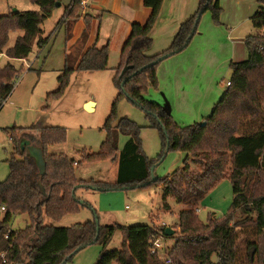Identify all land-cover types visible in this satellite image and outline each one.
Here are the masks:
<instances>
[{"label":"trees","instance_id":"trees-1","mask_svg":"<svg viewBox=\"0 0 264 264\" xmlns=\"http://www.w3.org/2000/svg\"><path fill=\"white\" fill-rule=\"evenodd\" d=\"M31 1L39 11L15 12L0 17V55L10 60L3 65V58L0 61V110L14 91L20 75L11 60L28 59L35 43L39 48L47 45L48 40L43 38L41 27L61 2ZM144 1L152 13L144 25L133 24L120 64L114 69L113 83L119 94L105 123L106 139L98 152H78L81 161L65 153H50L51 146L66 143L67 129L63 127H42L36 139L29 138L24 131L20 136L15 130L10 132L15 155L8 161V178L0 182V205L6 207V213L0 220V264H67L78 249L83 250L93 244L105 248L117 230L124 235L121 249H104L96 264H239L241 232L252 230L257 239L264 230V188L257 181L259 175L264 176V109L258 95L264 86V0H259L263 6L251 18L256 34L245 40L248 59L231 62L230 86L211 115L204 120L205 126L195 124L189 127L177 125L163 106L147 100L145 94L150 88H158V67L162 62L159 59L187 49L206 11L210 10L215 24L220 25L223 9L219 0H199L198 11L181 24L169 48L161 54L150 55L153 47L151 33L164 0ZM66 11L62 24L70 30L82 12L81 0L72 1ZM14 31H22L23 34L14 46L6 50L9 36ZM85 38L86 34L82 40ZM72 53H66L65 66L58 78V90L50 93L48 98H62L72 74L101 72L109 66L108 45L88 49L80 60ZM129 66L132 68L122 75L125 67ZM126 95L148 114L152 127L161 133L163 150L158 160L149 159L141 146L139 136L142 127L118 114V104L122 99H128ZM163 129L167 130V135ZM120 134L129 136L122 150L119 148ZM26 140L43 150L47 164L44 176L40 175L27 147H22ZM169 151L186 154L184 166L172 176L152 181V166ZM117 156V182L87 181L77 177V168L82 164L115 160ZM225 179H229L234 191L231 210L224 218L212 214L203 223L196 215L199 202ZM158 182L163 186L165 202L171 197L178 204L187 205L179 215L180 231L168 237L175 239V246L164 258L159 253H152L151 241L167 237L166 225L161 224L159 217H152L151 226L99 225V232L98 216L93 221L71 227L45 223V218L58 222L83 207L93 208L87 201L84 205L79 203L82 200L78 196L81 189L96 187L100 192H106L146 187ZM165 209H169L167 203ZM17 216H27L29 223L23 229L13 230L12 221ZM257 248V242L250 243L251 257L257 253Z\"/></svg>","mask_w":264,"mask_h":264},{"label":"rangeland","instance_id":"rangeland-1","mask_svg":"<svg viewBox=\"0 0 264 264\" xmlns=\"http://www.w3.org/2000/svg\"><path fill=\"white\" fill-rule=\"evenodd\" d=\"M63 2L67 5L70 0ZM252 3L254 7L258 1L253 0ZM231 8L234 6L229 3L222 7L220 25L215 24L212 12L206 11L201 16L197 34L190 45L183 52L160 63L158 88H150L145 94L147 100L161 106L166 96L174 106L170 113L171 117L180 127L203 123L228 89L227 83L232 76L230 68L232 60L242 62L248 59L243 40L249 35L256 34V30L250 17L238 14V7L234 10ZM39 10L31 0H0V17L15 12ZM64 12L65 7L57 9V12L41 27L43 38L48 40L47 45L39 48L35 43L28 59L11 60L20 75L16 79L14 91L0 110V182L8 178V161L15 155V146L10 135L14 130L18 136L24 131L23 133H27L29 138L36 139L42 127L66 128V143L51 146L49 151L53 154L67 153L77 161H81L78 152L82 150L98 152L106 139L104 126L119 94L113 83L114 68L119 64L118 54L110 53L107 70L76 72L71 75L69 87L62 98H48L50 93L58 90V78L65 66L67 41L65 33L58 30L60 23L58 13H61L60 19H62ZM159 19L160 15L158 21ZM221 32H231V35L227 38ZM22 34V31L12 32L6 50L14 46ZM231 39H236L233 40V45ZM234 45H236L235 55L232 51ZM8 61L10 60L4 57L1 64ZM161 66L163 74L160 77ZM170 71L175 72V78ZM258 95L264 109V86L259 89ZM89 101L95 102L93 112L85 108L84 104ZM118 114L142 127L139 136L141 146L149 159L158 160L163 150L161 133L157 128L152 127V119L148 114L126 98L119 102ZM128 139V135L120 134V150ZM118 157L115 160L94 164L84 163L77 168V177L87 181L94 179L115 183L119 171ZM186 160V154L169 151L155 164L154 176L159 180L172 176L184 166ZM257 181L264 188V176L259 175ZM78 196L82 198L81 201L86 200L93 208L83 207L79 212L67 215L58 222L45 218V223L56 227H71L93 221L95 216H98L101 226H151L152 217H159L162 225L178 233L179 215L187 208L186 204H178L171 197L165 202L163 186L160 182L146 187L106 192L81 189ZM233 201L232 184L229 179H225L199 202L196 215H199L203 223H206L212 214L224 218L231 210ZM166 203L169 209H165ZM28 223L27 216H17L11 226L13 230H19L25 228ZM123 241V233L117 230L105 248L100 244L87 246L67 264H96L104 249L120 250ZM253 242H257L258 248L257 253L251 257L250 243ZM160 244L162 250L159 254L164 258L175 246V239L163 237L160 239ZM238 251L239 264H264V230L257 239L252 230L241 232Z\"/></svg>","mask_w":264,"mask_h":264},{"label":"crops","instance_id":"crops-1","mask_svg":"<svg viewBox=\"0 0 264 264\" xmlns=\"http://www.w3.org/2000/svg\"><path fill=\"white\" fill-rule=\"evenodd\" d=\"M72 1L73 0H70V2H67V5H64L65 3L61 0L60 8L65 7V12L62 19H60L61 13H58L60 20L58 30H62L65 33L67 41L66 53L71 54L73 50H75L74 57H78V60H80L88 49L92 47L103 48L108 45L109 60L110 53H116L119 56L120 64L122 51L126 42L130 38L133 24L144 25L152 13L151 9L145 6L144 0H88L87 8L81 12L79 19L71 27V29L68 30V28H64V24H62V22L66 17V10L72 4ZM257 1L259 4L257 3V5L253 7V0H219L221 7H224L226 3L234 6L231 10H234L235 8L237 9L238 7V14L250 17V21L259 8L263 6L259 0ZM198 8L199 0H164L160 13V19L151 33L153 38V47L149 51V54L157 55L166 51L174 40L181 24L194 16L198 11ZM57 9L55 12H57ZM216 33L220 34L219 31H216ZM230 33L223 34H225L228 38L231 35ZM85 34L86 38L83 41L82 38ZM246 38L243 40L244 46ZM233 40L236 39H231L232 45ZM235 47L236 45L232 47L233 55H235ZM232 62L236 61L233 59ZM162 66L159 69L160 77L163 74ZM170 74H172L175 78V72L170 71ZM89 102L93 103L94 111L95 102ZM87 103L84 105L86 106ZM162 104L169 113H172L174 106L169 102L166 96L163 98ZM79 193L80 191L78 194Z\"/></svg>","mask_w":264,"mask_h":264},{"label":"water","instance_id":"water-1","mask_svg":"<svg viewBox=\"0 0 264 264\" xmlns=\"http://www.w3.org/2000/svg\"><path fill=\"white\" fill-rule=\"evenodd\" d=\"M60 7H61V2L57 4V8H60ZM198 22H199V20H197L196 24H198ZM193 33H194V31H193ZM190 38H191V37H190ZM166 58H167V56H163V57H161L159 60H160V61H164ZM148 66H151V65H148ZM131 68H132L131 66H129V67H125V69H124L123 72H122V75H124V74L126 73V71H127L128 69H131ZM136 74H137V73H135L134 75H136ZM127 80H128V79H126V80L123 81V85L127 82ZM126 96H127V98H128L132 103H135V104H136V102H135V101H134L129 95H126ZM92 104H93L92 102L87 103L86 106H85L86 110H88L87 106H88V105H92ZM88 111H89V110H88ZM205 124H206V123L203 122V123H201V126H205ZM163 131H164L165 135H167V130H166V129H163ZM169 146H170V142L168 141V142H167V151H168V149H169ZM22 147H23V148L27 147V150H28L29 156L35 160L36 165H37V167H38V169H39V173H40V175H41V176H44V175L46 174V171H47V164H46V161H45V158H44L43 150H42L41 148H39V147L33 146L29 140L23 141V142H22ZM155 167H156V165L152 166V168H151L152 181H154V182H156V181L158 180V178L154 176V170H155ZM91 189L100 191V189H97L96 187H91ZM126 189H127V188H123V190H126ZM79 203H80L81 205H84V204H85V201H81V200H80ZM87 207L91 208L90 206H87ZM91 209H92V208H91ZM94 215H96V214L94 213ZM95 218H97V216H95ZM96 224H97V226H98V232H99V225H100V223H99V221H98L97 219H96ZM174 233H175V230H173V229H171V228H167V229H166V236H167V237H171V236H173ZM80 250H81V249H78V252H79Z\"/></svg>","mask_w":264,"mask_h":264},{"label":"built area","instance_id":"built-area-1","mask_svg":"<svg viewBox=\"0 0 264 264\" xmlns=\"http://www.w3.org/2000/svg\"><path fill=\"white\" fill-rule=\"evenodd\" d=\"M75 0H73L74 2ZM87 4H88V0H81V7H82V11H84L87 8ZM262 35H264V28L262 30ZM3 55H0V61L2 60ZM227 86H230V82L227 83ZM199 212V210H198ZM6 213V207L3 205H0V215H2V217L4 216V214ZM1 220V219H0ZM160 239H153L152 242V253L153 254H157L160 252V250H162V246L160 244ZM169 262V261H168Z\"/></svg>","mask_w":264,"mask_h":264},{"label":"bare ground","instance_id":"bare-ground-1","mask_svg":"<svg viewBox=\"0 0 264 264\" xmlns=\"http://www.w3.org/2000/svg\"><path fill=\"white\" fill-rule=\"evenodd\" d=\"M87 108H88L89 111H93V104L92 105H88Z\"/></svg>","mask_w":264,"mask_h":264}]
</instances>
